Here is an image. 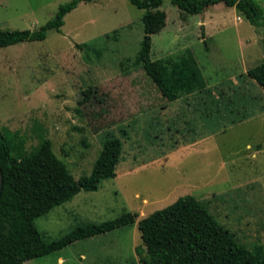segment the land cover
I'll return each instance as SVG.
<instances>
[{
    "label": "rangeland",
    "instance_id": "374dc122",
    "mask_svg": "<svg viewBox=\"0 0 264 264\" xmlns=\"http://www.w3.org/2000/svg\"><path fill=\"white\" fill-rule=\"evenodd\" d=\"M69 1L0 0V29L37 30ZM254 1L262 11L258 28L222 3L190 15L163 0L166 20L153 26L151 59L170 67L189 50L205 81L171 101L129 65L144 11L127 0L81 2L60 33L0 48V129L17 138L15 155L47 138L77 180L90 174L106 133L123 145L114 178L34 221L46 241L126 212L139 220L190 195L241 244L264 247V151L251 156L264 145V116L241 124L252 105H264L249 100L263 91L244 74L264 62V0ZM216 95L224 97L219 111ZM137 246L134 224L24 264H140Z\"/></svg>",
    "mask_w": 264,
    "mask_h": 264
},
{
    "label": "trees",
    "instance_id": "16d2710c",
    "mask_svg": "<svg viewBox=\"0 0 264 264\" xmlns=\"http://www.w3.org/2000/svg\"><path fill=\"white\" fill-rule=\"evenodd\" d=\"M92 1L71 0L60 5L55 16L37 30L0 29V48L43 41L49 31L60 33L64 17L79 3ZM127 1L144 11L141 17L143 35L134 60L130 63L126 59L120 66L125 69L130 63L132 68L142 69L149 82L170 101L200 88L205 81L189 50L170 67L150 57L153 26L166 20V13L160 9L163 0ZM170 1L190 15L200 14L205 8L222 3L236 9L256 28L262 18L261 8L254 0ZM117 32L113 31V36ZM105 36L110 38L109 34ZM182 69L187 73H181ZM246 74L264 93V62L248 69ZM178 75L184 83L180 84L179 79L174 82L173 78ZM175 88L179 91L173 94ZM17 145L14 135L0 129V264H24L80 240L134 224L141 239V246L135 248L140 264H264L262 245L249 249L241 244L234 234L215 220L204 203L190 195L180 197L139 220L135 213L126 212L110 221L80 223L63 236L46 241L34 221L54 207L69 202L80 192L97 191L102 181L114 178L123 145L112 133H106L90 174L77 180L54 155L47 138H43L28 154L15 155Z\"/></svg>",
    "mask_w": 264,
    "mask_h": 264
},
{
    "label": "crops",
    "instance_id": "0c3cea01",
    "mask_svg": "<svg viewBox=\"0 0 264 264\" xmlns=\"http://www.w3.org/2000/svg\"><path fill=\"white\" fill-rule=\"evenodd\" d=\"M234 9V8H233ZM212 23H210L209 24V26H211V24H213V21H211ZM204 24V23H203ZM204 26L205 27H207V24H204ZM248 70V69H247ZM247 70H245V72H244V74H246V72H247ZM248 77V76H247ZM249 78V77H248ZM234 84V83H233ZM236 85H238V82H236ZM261 90V89H260ZM262 92V91H261ZM221 94H223V92H221ZM219 95V94H218ZM218 98H221V99H218ZM223 96L222 95H220V96H217L216 95V97H215V99H216V102H215V105H214V107L216 108V110L217 111H219V109H220V103L221 102H223ZM225 98H228V97H225ZM225 100V99H224ZM249 100H251L252 102H254V105H255V102H257V101H262L263 103H264V93L262 92V93H260V97L258 98V97H251V99H249ZM246 115H247V117L246 118H243L242 120H241V124L242 123H245V122H248V121H253V120H255V119H259V118H261L262 116H264V105H257V108L256 109H254L253 108V105L250 107V111H248L247 113H246ZM258 145L259 144H256V146H255V150H254V152L253 153H251V156H253L254 158L258 155V154H260V153H262L263 151H264V145L263 144H260L261 146L259 147V148H256V147H258ZM246 148L247 149H249V148H251L250 147V145H246Z\"/></svg>",
    "mask_w": 264,
    "mask_h": 264
},
{
    "label": "water",
    "instance_id": "95a60500",
    "mask_svg": "<svg viewBox=\"0 0 264 264\" xmlns=\"http://www.w3.org/2000/svg\"><path fill=\"white\" fill-rule=\"evenodd\" d=\"M1 189H2V174H1V170H0V193H1Z\"/></svg>",
    "mask_w": 264,
    "mask_h": 264
}]
</instances>
